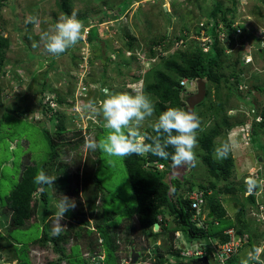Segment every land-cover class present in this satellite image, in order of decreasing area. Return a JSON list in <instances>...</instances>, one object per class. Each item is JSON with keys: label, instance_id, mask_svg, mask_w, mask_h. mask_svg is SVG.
<instances>
[{"label": "rangeland", "instance_id": "1", "mask_svg": "<svg viewBox=\"0 0 264 264\" xmlns=\"http://www.w3.org/2000/svg\"><path fill=\"white\" fill-rule=\"evenodd\" d=\"M56 1L2 0L3 4L0 6V33L8 37L9 40V48L6 52V70L0 79L2 86L0 201L17 182L21 163L42 161L50 152L43 129L47 128L52 131L51 127H54L56 120L48 119L46 121L45 118L44 122L32 119L43 117L40 109L46 99L45 96L51 94L58 96L62 103L50 102V105L62 112V115L64 114L66 129L63 130L61 136L74 140L76 136L82 137L75 148L61 147L60 160L68 163L69 173H74L77 165L84 166V176L89 183L96 186L95 192L98 199L95 202L98 207L95 212L101 211L102 214L109 216V219L102 222V225L115 227L120 232L115 241L117 246L114 255L119 257L117 264H126L128 263L130 245L122 240L124 233L127 232L125 237L133 239L135 247L144 251L135 218L137 213L136 197L129 182L124 158L109 157L99 149L95 152L85 149L84 144L88 138L99 141L108 134V130L104 127L102 117H97L84 106L90 102L98 105L99 101L103 99L102 88H108L113 93L131 95L141 92L132 76L137 73L142 74L143 69L147 68L152 61L155 63L159 61V56L152 59L148 57L147 45L149 41L153 38L157 39L164 33L172 35L173 32L176 34L181 32L184 34L185 43L177 44L178 47H175L176 44L173 43L171 47L166 48L165 53L176 52L186 48L187 45L192 46L195 41L194 37L199 36L197 34L199 25L209 23L207 22L210 18L209 14L216 0H68L71 14L75 12L77 15H85L88 18L82 20V36L77 45L60 56H53L45 51L43 45L39 44V40L41 32L47 31L63 15V12L58 9ZM218 1L222 3L223 8L235 6L236 21L246 27V32L241 30L237 36L234 34L235 42L231 51L239 50L242 52V56L248 54L251 58V61L247 63H244L243 58L238 65L241 70L239 74L241 81L236 92L240 96H244L247 88L252 87L253 84L260 85L263 88L262 91L254 89L251 92H254L253 96L259 99L256 107L261 108L264 105V0H234L236 5L231 0ZM231 12L225 13L229 15ZM29 16L36 17L38 23L28 25L25 20ZM90 27L96 28V37L92 41L87 39V31ZM240 35L243 37V44L240 43ZM254 37L258 39L255 40ZM128 40L136 42L137 47L127 50L125 43ZM196 41L201 42V38ZM34 42L39 46L33 48ZM164 45L166 46V44ZM232 61V58L225 61L227 66L222 70L224 75L231 71V67L228 66ZM45 78L47 80L42 84V79ZM231 81L233 82V80ZM41 89L44 91H42L43 93ZM186 89L190 93L196 90L191 86H187ZM210 89L213 90V87L211 86ZM224 91L225 88H222L221 92ZM146 95L153 100L149 94ZM237 98L241 97L237 96ZM11 106L14 108L16 106V110L25 111L27 115L19 116L18 112H14L15 115L14 113L5 115L10 112ZM231 106L236 108L234 113L228 111V115L232 117L231 120L241 119L242 113L244 120L248 121L250 113L247 114L248 112L245 110L250 109L249 105L244 106L241 100L230 96L227 107ZM48 115H50L49 112L46 116ZM155 118L154 115L146 120L141 132L144 128L151 127ZM45 123L46 125H44ZM246 127L248 129V126ZM79 129L80 135H75L74 132ZM227 134L232 139L231 142L236 143L235 147L232 146L231 149L234 165L231 176L228 178L216 180L215 177L208 174L200 161V155L203 152L199 146L195 149V166H192L181 180H175L171 169L167 170L165 175L170 185L179 182V186H182L188 182L197 188L199 183L206 184L208 181L214 182L217 188H223L224 184L234 185L235 192H219L217 194L219 200L228 205L227 211L230 213V217H233L234 211L231 205L235 202H245L243 199L248 195V191H241L240 185L247 180L251 181L248 178L253 177L254 170L264 164V161L259 162L257 159L261 155L260 147H256L257 144L255 145V142L252 144L251 141L245 144L243 142L245 134L238 128L233 127ZM261 139L264 143V137ZM218 141H221V137L215 138L216 146ZM215 148L213 155L216 158ZM87 156L90 157L85 164ZM261 174L264 176V171ZM251 183L259 189L260 180L253 179ZM67 197L71 199L69 195ZM258 197L264 199V192L260 193ZM55 203L56 201L52 199L51 206L54 208ZM249 209L247 216L252 219V225L258 231H262L264 229V211L257 213L252 205ZM2 212L3 207H0V252L5 258L6 264H45L47 259H57V253L49 250L43 251L37 244L32 245L42 233L40 225L33 223L25 227L7 230L4 226L5 217ZM55 212H49L45 218L48 224L47 230H51L53 227ZM87 215L89 216V225H91L93 219L89 213ZM65 221L64 218L61 223L65 224ZM217 221L216 225H212L209 221L211 228H222L229 222L225 218L217 219ZM95 222L97 221L95 220ZM178 222V220H172L169 225H178ZM129 224L130 228L126 230V225ZM180 231L179 233L182 232ZM176 232L170 229L169 234L173 236L169 234L158 236L155 243H159L161 250L164 251L169 240L176 237ZM242 234L248 233L243 232ZM181 236L182 234L175 239V245H180L182 240H185V247L188 248L197 241L193 240L191 243L185 236L183 238ZM201 240L205 242L206 239L202 238ZM256 240L261 241V238ZM262 240L261 245H264V239ZM144 242L148 244L145 240ZM250 243L254 244L251 236ZM83 245L84 243L79 249L78 244H72L67 250L69 252H66L67 255L61 260L59 258L57 264H85L82 256L87 257V252ZM249 247L248 244H243L234 255L233 263L228 262V264H241L245 260L249 263L250 260L246 257L247 252H250ZM81 251L84 252L81 253ZM100 253L102 254V252ZM170 256L167 253L168 259L173 260L174 257ZM144 257L139 264H154L146 258L147 255ZM97 261L99 259L88 261L86 264H94ZM101 261L103 262V260Z\"/></svg>", "mask_w": 264, "mask_h": 264}, {"label": "trees", "instance_id": "2", "mask_svg": "<svg viewBox=\"0 0 264 264\" xmlns=\"http://www.w3.org/2000/svg\"><path fill=\"white\" fill-rule=\"evenodd\" d=\"M231 2L235 4L234 0H231ZM1 4H3L2 0H0V6ZM56 4L58 9L63 12V15H71L68 0H57ZM231 8H223L220 1H214L213 8L209 14L210 18L207 21L209 23L204 25L210 28L209 33L211 35L206 50H203L202 46L194 41V45L192 46L187 45L186 48L179 49L176 52L171 51L165 53L166 48L172 46L176 40L184 38V34L181 32L178 34L173 32L172 35H169L170 33H164L157 39H151L147 45L148 57L152 59L159 56V61L157 63L152 61L147 68L143 69L142 74L137 73L132 76L133 80L141 81V92L149 94L152 97V102L156 109L154 114L155 117L168 107L183 109L185 97L190 94V91L186 89L187 86H191L195 89L194 85H196L197 81L202 80L204 82L206 85L205 96L194 107V113L200 119V128L197 130V141L198 146L203 152L200 155V161L205 166L208 174L211 177H215L216 180L219 178L226 179L231 176L234 158L231 151L227 158H215L213 155L214 148L216 147L214 141L215 138L221 137V141H218V144L224 140L231 142L232 139L228 137L227 133H229L233 127L237 128L244 126V128L241 129V132H243L246 126H248L250 132L245 136V138L249 139L247 143H249V141H251L252 144L255 142V145L257 144L256 147H260L261 155L259 156L261 157V161L259 162L264 161V143L261 139L264 137V105L261 106V108H257L256 103H258L257 100L259 99L253 96L254 92H251L252 90L254 91V89L262 91L263 88L258 84H253L252 87H246L247 89L244 96H240L236 92L238 84L241 81L239 79L241 70L238 65L240 61L243 60L244 56L241 55L242 52L239 50L231 52L235 42L233 34L236 32V28L246 32V27L244 24H240L236 21L234 17V10H236V7L233 6ZM161 11L163 10L161 9ZM227 11L232 12L226 15L225 12ZM77 18L82 23V20L87 19L88 16L77 15ZM218 22H222L224 27L223 36L219 35V30H217L216 25ZM234 23H236L235 26H233ZM29 24L31 23H28V25ZM87 33L88 41L94 40L96 37V28L90 27ZM253 39L257 40L258 38L254 37ZM239 40H241L240 43H244L242 35L239 36ZM164 44H166V46ZM162 45L163 47H161ZM125 46L127 50H132L137 47L136 42L131 40L126 41ZM7 48H9L8 37L0 33V79L6 70ZM131 57L137 58L134 56ZM230 58L233 60L230 66H228L231 67V71L227 75H224L222 70L227 66L225 61ZM183 78L190 81L192 85H188L189 82H187L186 85L181 84L180 80ZM46 80L47 78L42 79L41 83L44 84ZM231 80H233V82ZM211 86L213 90L210 89ZM222 88H225L223 93L221 92ZM42 91L41 89V92ZM67 92H69V90H67ZM230 96H235L237 100H241L244 106L249 105L248 108L250 109L247 108L248 110H245L248 112L247 114L250 113V115H248V121L244 120L242 113L241 119L231 120L232 117L228 115V110H236V108H232L235 106L227 107ZM237 96L241 98H237ZM1 99L2 86L0 82V108L2 104ZM51 101L57 104L62 103V100L58 96L49 95L48 101H45L43 104L41 103L40 113L43 114V117L41 119H35L33 117L34 119H32L34 121H44L45 118L46 121L48 119L56 120L54 127H51L52 131L47 128L43 129L46 133L50 152L42 161L21 163L17 182L0 201V207H3L2 214L5 217L4 226L8 230L25 227L33 223L40 225L42 233L32 245L37 244L45 251L49 250L57 253L56 260L47 259L45 264H57L59 258L61 260L67 255L66 252H69L67 250H69L72 244H78L79 249H81L83 243V246L90 251L88 252V256L93 257V260H101L94 254V251L102 249L105 253L103 258L104 264H117L119 257L114 254L117 246L115 241L119 233L115 227L111 228L102 225V222L108 220L109 216L102 214L101 211L95 212V209L98 207L95 202L96 199H98L97 193L95 192L96 186L89 183L88 179L84 176V166L79 167V165H77L75 172L69 173L67 170L68 163L60 160L61 147L69 146L75 148L78 146L79 140H82V137L76 136L74 140L65 139L61 136L63 130L66 129L65 117L64 114L62 115V112H59L56 108L53 109L50 105ZM14 112H18L19 116L24 115L25 117V115H27L25 111L16 110V106L15 108L13 106L10 112L5 115H11V113ZM47 112H49L50 115L46 116ZM44 125H46V123ZM143 133L150 136L156 135L152 127L144 128L142 134ZM74 134L80 135V129L75 131ZM235 145L236 143H232V146L235 147ZM166 150L170 153L173 151L171 147ZM89 157L90 156H87L84 162L85 164H87ZM140 159H144L143 164L139 163ZM157 163L163 164V168L158 170L156 168ZM124 164L137 201L136 218L139 223L138 232L149 245L151 243L154 244L158 236L169 234L170 229L181 230L188 241L192 238H203L206 239L204 244L209 245L210 241L208 239L211 240L218 237V243L225 242L228 237L223 233V227L211 228L209 224L210 221L212 225H214L211 220L220 218L227 219L229 221L227 226L235 227L237 233H242L244 231L249 233L248 245L250 247L248 250L250 252H255V246L256 243H258L255 242V244H251L250 236L255 241H259L256 240L257 238L264 239V229L258 231L257 228L252 225V219L247 216L250 205L257 210L258 203L264 206V199H260L258 203H254V194L248 193V195L244 197L245 199H243L245 202H236L237 208L231 205L234 214L233 217H230V215L226 213V206L219 200L217 194L219 192H235V186L224 184L223 188H217L216 184L212 181H208L206 184L199 183L197 188L205 191V207L208 211L212 212V218L210 220L206 219L208 226L204 229L196 226L190 220L192 210L190 209L187 195L194 189L192 183L187 182L179 186V182H177L170 185L165 178V172L174 167L170 158L162 159L151 153L143 156L133 154L124 157ZM40 170L45 171L48 175L56 176L54 185L45 186L43 191L33 182L34 176ZM262 171H264V164H261L256 170L257 177L259 178H252V180H264V176L261 174ZM175 180L179 181L177 178ZM249 184H251L250 181L241 184V191H248ZM208 191L210 193H208ZM57 194H59V196L55 197ZM60 195H69L71 199L75 201V208L66 213L65 227L61 234L53 236L51 235V230H47L46 228L48 224L45 218L49 212L56 211V208L51 206V202L52 199L57 201ZM87 213L90 214L93 223L95 220L97 221L94 225L102 237V242L99 245L97 238L92 236V231L88 229L89 216ZM158 215L161 216L160 219L157 218ZM172 220H178V225L170 226L169 224ZM154 222H158L159 225L156 231L153 230ZM126 228V230H129L130 224L126 225ZM126 234L127 232L124 233L122 240L130 243L132 240L129 237H125ZM169 235L173 236L172 234ZM175 239L176 238L169 240L170 242H168L164 251L161 250L160 244H154L153 247L150 246L152 253L148 254L147 257H149L154 264H194L192 258L179 254L180 248L179 245H175ZM209 249L211 248L209 247ZM167 253L173 256L174 259L169 260ZM144 258L145 257H143V259ZM233 258L234 255L227 259L224 264H228V262L233 263ZM82 260L86 264L89 261V257L84 258L82 256ZM94 264H96V262H94Z\"/></svg>", "mask_w": 264, "mask_h": 264}, {"label": "clouds", "instance_id": "3", "mask_svg": "<svg viewBox=\"0 0 264 264\" xmlns=\"http://www.w3.org/2000/svg\"><path fill=\"white\" fill-rule=\"evenodd\" d=\"M25 22L36 24L38 23V20L34 16H29L26 18ZM219 24H222V22H218L216 27H218ZM204 25L201 26L199 25L198 27L199 31L201 28H203L207 30L208 34H210L209 33L210 28ZM82 29H83V25L80 22V20L77 18V14L75 12H73L71 15H62L54 25H51L48 28L47 31L41 32L39 44L43 45L47 53L53 56H60L61 54L66 53L69 49L77 45V43L80 41L82 36ZM197 34L199 35V33ZM194 38L197 44L200 43L199 41H196L197 39L196 37ZM179 40H182V42L179 44L183 45L185 43V40L183 38H180L174 42L176 44L175 47H178L177 44ZM39 44L34 42L32 47L36 48L39 46ZM134 82L137 84L140 83L139 88L141 87L140 80ZM197 84L198 81L196 82V85H194L195 89H197ZM101 92L103 94V99L99 101L98 105L94 102H90L84 107L87 110L91 111L97 117H102L104 121V127L108 130V134L99 141L95 140L94 138H88L84 144L86 150L95 152L99 149L103 151L107 156L117 157V158H124L133 154L143 156L151 153L152 155L158 156L162 159L170 158L172 164L177 167L182 165H190L193 167L195 166L196 164L195 149L198 146L197 130L200 128V119L194 112L186 111L184 109L177 107H168L166 110L160 112L159 115L156 116L154 123L151 124V127L153 131L156 133V135L150 136L146 133L142 134L141 132V129L144 126L145 121L153 117L156 112L155 105L148 95L142 92H137L134 95L128 93H113L108 88H102ZM45 97L46 99L43 101V103L45 101H48V96ZM53 109L55 108L53 107ZM229 112L232 113L234 112V110L231 109ZM237 128L241 132V129L244 128V126ZM249 132H250L249 129H247L246 127L242 133H244L246 136V134L248 135ZM243 142L247 144L248 141L245 138ZM169 147L173 149L171 153L166 150ZM231 149H232V143L230 141L224 140L220 142L215 148L216 158L217 159L227 158ZM55 180H56V176L48 175L43 170L38 171L33 178L34 184L39 186L41 191L44 190L45 186H53ZM251 187H255L254 192L251 191ZM249 188H250V193L254 194V196L259 201L260 200V198L258 197L259 194L256 195V192L259 189H257L256 186L252 183L248 185V190ZM55 208H56V212L54 214L51 235L58 236L61 234V232L65 227V225L62 224L61 221L64 220L67 212L75 208V201L70 199L66 195H60V197L57 199L55 203ZM202 208H203L202 209L203 222L205 224V227L202 228L205 229L208 226V222L206 223V219H211L212 215L210 217L208 216L210 211L206 209L205 202L202 205ZM253 209L255 210V207H253ZM255 211L259 212L258 209ZM263 211L264 209L262 210V212ZM158 216L161 218L160 215ZM211 221L213 222V224L214 223L216 224V222H218L217 220H213V219ZM193 223L196 225V222ZM137 226L139 229L138 221H137ZM196 226L201 227L199 225ZM88 227L92 231V236L97 238L98 245L101 244L102 242V237L100 236L101 234L95 227L93 221L91 225H89L88 223ZM230 228H233L235 230V227L233 226H231ZM175 231H177L175 238H179L181 234H182L181 238H183L184 235L180 230H175ZM179 231L181 233H179ZM245 232L246 231H244V233ZM235 233L237 236L244 235L242 234L243 232L237 233L236 230ZM246 236H247V241L244 244H249L248 243L249 233L246 234ZM140 237H141V242L143 241L144 251L142 252L140 248L138 249L137 247H135L133 243V239L130 237L132 241L129 243L130 246H129L128 258H127L128 263L126 264H131L129 260L130 247H132L135 251L139 252V258L137 259L136 263H134V264H139L143 260V257L145 255L152 253L151 247H153L154 244L159 245V243H154V244L151 243L150 245L146 244L144 242L145 240L144 237L142 235H140ZM262 239L261 241H258V243H256L255 251H256V247L262 244L263 242ZM193 240H196V238H193L189 242L192 243ZM198 240L195 241L194 243L204 244V242L201 239ZM208 240L212 242L215 239L213 238L211 240L210 239ZM185 242H186L185 240H182V243H180L179 245L180 250L182 247H185ZM255 242L257 241L254 240V244ZM39 247L41 248V246ZM262 251H264V245ZM100 252H102V254ZM251 253L253 254L254 252ZM94 254L97 257H99L101 260H103L105 255L102 249L95 250ZM87 257H89V261L93 260V257L88 256V253H87ZM146 258L149 261H151L149 257ZM192 259L194 263V260L196 258H192ZM101 260L99 262H96V264L98 263L104 264V262H102ZM241 264H248V262L245 260L242 261Z\"/></svg>", "mask_w": 264, "mask_h": 264}, {"label": "built area", "instance_id": "4", "mask_svg": "<svg viewBox=\"0 0 264 264\" xmlns=\"http://www.w3.org/2000/svg\"><path fill=\"white\" fill-rule=\"evenodd\" d=\"M235 25L236 23H234L233 26ZM217 30H219V35L223 36L224 27L222 26V24L218 25ZM240 31L241 29L236 28V32L234 33L235 36H237ZM195 37L197 39L201 38L200 45L202 46L203 50H206L208 47L207 44L211 39V35L208 34L207 30L201 28L199 31V36H195ZM181 42L182 40H179L178 44ZM243 56H245L244 57L245 63L251 61L250 55L244 54ZM187 82H189L188 85H192V83L188 81L186 78L180 80V83L184 85H186ZM138 85H140V83H138ZM82 89H84V87H82ZM156 168L158 170L162 169L163 164L157 163ZM252 175L253 177H249L248 178L249 180H251L252 178H257L256 170H254ZM262 192H264V180L260 179V187L259 190L256 192V195ZM208 193L210 192L208 191ZM248 193H250V188L248 190ZM187 199L189 200L190 209L192 210L190 220L196 222L197 225L201 227H205V224L203 222V215H202V211H203L202 205L205 202V191L199 188H194L188 193ZM255 202L258 203V199L256 197H255ZM257 205H258V210L262 212L264 206L260 203H258ZM158 218L160 217L158 216ZM223 232L228 236L225 242L218 243L217 241L214 240L210 242L209 245H205L202 243H193V245H191L190 248L182 247L181 250L179 251V254L181 256H185L189 258L206 257L208 259L209 257H211V260L208 261L206 264H224L227 259L235 255L238 249L241 246H243V244L247 241V236L246 235L237 236L233 228L225 229ZM209 247L211 249H209ZM262 248L263 245H260L256 247V251L253 254L251 252L248 253V257L250 260L248 264H264V259L262 258L261 255V253L263 252ZM0 264H6L5 258L2 256L1 252H0Z\"/></svg>", "mask_w": 264, "mask_h": 264}, {"label": "water", "instance_id": "5", "mask_svg": "<svg viewBox=\"0 0 264 264\" xmlns=\"http://www.w3.org/2000/svg\"><path fill=\"white\" fill-rule=\"evenodd\" d=\"M205 96V85L202 80L198 81L197 89L194 93H191L185 97V105L183 106V109L186 111L194 112V107L197 103H199ZM258 161H261V157L258 156ZM139 163L143 164L144 159H140ZM192 166L190 165H182V166H174L172 167L171 174L181 180L183 178V175L188 173L190 171ZM255 187H251V191L254 192ZM236 206V205H235ZM212 215V212H209L208 216L210 217ZM158 229V223L153 224V230L156 231ZM139 258V252L135 251L132 247H130V254H129V260L131 264L136 263L137 259ZM211 260V257L208 259L206 257L196 258L194 260L195 264H206L208 261Z\"/></svg>", "mask_w": 264, "mask_h": 264}, {"label": "crops", "instance_id": "6", "mask_svg": "<svg viewBox=\"0 0 264 264\" xmlns=\"http://www.w3.org/2000/svg\"><path fill=\"white\" fill-rule=\"evenodd\" d=\"M252 184H253V183H252ZM225 203H226V202H225ZM238 203H239V202H238ZM224 205H225V204H224ZM233 205L235 206V205H236V202H235ZM225 206H226L227 209H229V208H228V205H225ZM235 207H236V206H235ZM236 208H237V207H236ZM226 213H227L228 215H230V213H229L228 211H227ZM217 223H218V222H216V224H217ZM216 224L214 223V225H216ZM230 227H231V226L223 227L222 230L224 231L225 229L230 228ZM88 229H89V227H88ZM214 239H215V241H218V237H217V238L215 237ZM196 240H198V239L196 238ZM85 251H86L87 253L90 252V251H88L87 249H86ZM83 252H84V251H83ZM83 252L81 251V253H83ZM248 253H249V252H247L246 257H248ZM261 255H262V258L264 259V254H263V252L261 253Z\"/></svg>", "mask_w": 264, "mask_h": 264}]
</instances>
